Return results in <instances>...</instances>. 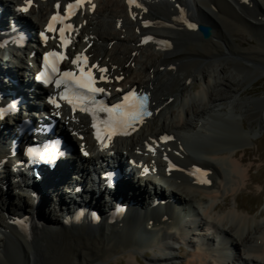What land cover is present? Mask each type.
Masks as SVG:
<instances>
[{
	"label": "bare ground",
	"instance_id": "bare-ground-1",
	"mask_svg": "<svg viewBox=\"0 0 264 264\" xmlns=\"http://www.w3.org/2000/svg\"><path fill=\"white\" fill-rule=\"evenodd\" d=\"M57 1L60 0H33L27 15L15 12L12 16L15 19L22 18L33 32L53 11ZM0 4L12 9L14 13L17 7L25 5V0H0ZM97 4L94 15L86 13L79 19V22L86 21V26L81 32V40L87 37L86 44H93L90 49L93 61H98L101 66L111 68L114 87L129 86L131 82L126 78L136 65L137 54L143 50L148 51L149 48L155 49L160 45L153 42L144 49L145 46L141 45L143 37L156 35L158 38L170 41L171 44V49L160 50L159 54L164 56L163 60L160 59L161 64H152L154 61L149 62L148 60L142 63L137 70L139 78L143 74L146 75L140 87L152 93L155 115L133 139L116 141L109 149L105 146H97L88 135L85 140V149L89 154L84 157L79 152L74 156V159L83 162L78 168L84 165V168L77 172V175L82 174L81 183L95 177L91 169L98 166L102 168L103 163L112 156V159H117L126 170L132 169L130 175L133 176V181L140 185L141 190L130 191L131 194L127 191V194L118 196L128 202L131 200L135 202L121 223L112 225L104 219L102 223L90 228L91 224L88 223L74 224L72 216H69L70 219L64 218L63 225H55L51 219L42 216L45 221L42 227L21 233L9 223L11 213H7L8 208L5 209L12 197L9 190L12 185L9 184L7 190H2L5 194V203L0 204V264H105L110 260H116L119 256H123L127 264H141L139 261L141 251L156 253L151 258L153 264H168L176 260L173 255L175 245L170 241L177 243L178 239H182L184 244L193 247L190 264H231L229 259H223L215 249L206 247L209 238L206 240L202 238L197 243L189 240L187 235H190L189 232L197 234L195 233L199 231L197 227L205 230L207 235L210 234L211 227L215 228L216 233L219 232L224 241L226 253L235 254L237 264H264V225L240 212L237 199L233 210L231 209L226 214H216V210L220 207V199H225L228 195L236 196L240 190L247 187L251 170L245 166L250 159L248 144L255 139L258 133L257 126L260 129L264 127V98L258 104L250 99L236 100L239 101L238 109L242 112L245 110L246 115H243L256 124L252 126L250 132L246 133L243 130L240 133L242 137L248 135L246 143H232V141L230 146L225 144L226 148L220 145L223 149L219 150H213L215 148L209 146L207 152L203 151L204 153L198 157H193L192 154L195 155L196 152L190 151L187 147V143L193 137L202 138L213 132L212 123L226 121L224 117H219L221 113L216 103L222 100L220 90L223 87L232 92L236 83H240V75H233L232 66L237 68L243 76L245 73H249V76L254 75V78L251 77L248 80V84L256 79L264 78V70L259 71L255 69V66L245 64L246 62L258 64L256 62L260 60V63H264V44H262L264 0H247V2L245 0H145L143 9L134 8L131 12L123 0H97ZM186 7L193 10V13L189 11L187 18L181 15L182 8ZM133 16L136 19H133ZM118 22L123 24L121 30L117 28ZM146 22L147 27H145ZM193 23L205 24L211 29V37L207 40L202 39L197 30L188 27V24ZM132 30H134L133 34ZM236 39H240L238 46L235 44ZM123 41L130 43L132 47L126 48ZM120 45L121 48L118 49ZM246 45L249 47H245ZM81 46L84 47L82 43ZM236 57L243 58L246 62H236V64L233 62L236 61L233 60ZM183 60L192 62L182 63ZM30 61L34 63L36 58L21 61L18 65L20 68L28 66L27 69L34 72L30 67ZM20 70L14 72V75L22 76ZM119 77L123 79L117 83L115 79ZM24 78V83L31 84L28 76L24 75ZM198 78H200L203 89L199 91L197 88L196 95H190V98L186 91ZM1 83L3 89L11 88L8 83L2 81ZM134 84L135 82L131 85ZM228 84L230 85L227 86ZM237 95L238 93L234 96L238 97ZM178 100L180 101L179 108L175 109ZM178 109H180L179 112ZM230 112L223 116L230 118ZM64 119L70 128L79 129L85 135L89 133L85 118L77 117L80 121L74 122L72 117L64 115ZM193 119L205 120L202 129H198L193 124ZM229 123L234 124L231 121ZM165 136H172V139L165 141L163 139ZM3 140L6 141V138L1 135L0 141ZM71 141L74 142V138H71ZM204 145L208 146V144ZM150 148L155 151H150ZM176 149L179 154L175 152ZM165 156L171 157L176 162L179 169L177 173L167 170L168 164L164 160ZM135 162L140 168H134L133 163ZM71 166L77 169L75 162L69 163L59 169L60 176L49 175L48 178L50 176L52 178L47 179L45 185L53 188L65 183L66 189L74 192L78 183L73 184V179L76 178V182L79 181L76 176L71 179V175L67 173V168ZM194 166H200L209 171L212 186H203L202 183L191 178L190 170ZM144 169L149 170L147 174ZM9 172L11 171L4 170L0 178L7 179ZM21 174L22 172L18 173L19 176ZM58 177L60 179L56 182ZM29 180L33 179L24 178V182ZM127 186H129L128 183H125L124 188ZM32 187L29 186L26 189L29 190ZM143 187L157 192L156 197H159L158 193H160L167 195L169 199L175 198L176 205L183 207L188 216L198 217V222H186L180 214L173 210L172 206L160 205L158 208H153V205L148 202V205H143L145 207L138 208L142 205V195L144 199L147 196L145 189L142 190ZM26 189L18 195L21 207L18 208L19 205L15 204V208L22 209V206L26 207L29 201L32 205L29 207L31 209L25 210V213L27 210L29 213L33 212L34 205L29 198H26V193H28ZM98 192L91 193L87 190L85 195L96 196ZM48 193L49 190L42 196L43 202L45 201L44 206H46ZM100 194L109 196L104 191H100ZM65 195L66 193L59 189L56 198ZM116 195L117 193H114V196ZM163 199L166 197L164 196ZM99 202L90 203L88 201L92 209L104 216L106 211H102V204ZM95 203L101 204L99 208L94 206ZM73 204H77L76 201ZM85 204H87L86 201ZM44 206L41 210L45 209ZM188 208L190 210H187ZM61 212L62 214L67 212L65 207L61 209ZM1 230L6 231L7 234H3ZM182 230L186 232L185 235ZM9 235L12 239L7 240ZM35 242L39 243L36 248H33ZM9 252H14V256Z\"/></svg>",
	"mask_w": 264,
	"mask_h": 264
},
{
	"label": "rangeland",
	"instance_id": "rangeland-1",
	"mask_svg": "<svg viewBox=\"0 0 264 264\" xmlns=\"http://www.w3.org/2000/svg\"><path fill=\"white\" fill-rule=\"evenodd\" d=\"M118 24H119V22H118ZM118 29L121 30L120 28H118ZM114 30H115V28H114ZM133 33H134V30H132V34ZM239 41H240V39H236L235 44L236 45L239 44ZM123 44L126 46V48L132 47V45L130 43H127L126 41L125 42L123 41ZM262 44H264V38H263ZM245 47H249V46L246 45ZM109 48H112V47H109ZM120 48H121V45L118 47V49H120ZM156 48L155 49L149 48L148 51L143 50V52H140L137 54L138 57L136 58V65L132 69V71L129 72L126 80L128 79V81H130L132 83L136 82L137 84H139L141 82L143 83L146 75L143 74V75H141L143 77H141V76H140V78L138 77L139 74H138L137 70L139 69L140 65L144 62H147L148 60H149V62L154 61L152 64H155V63L161 64V60L164 59V56L162 54H159L160 50L156 51L157 50ZM144 49H146V47ZM145 52H146V54H145ZM152 53L154 55H151ZM184 60L182 61V63L183 62L184 63L185 62H192V61H189V60H191L190 58L187 61H184ZM233 60H236V61H233L235 63L236 62L237 63H241V62L245 63L246 62L243 60V58H240V57H236V59H233ZM260 61L256 62L258 64H253V63H248V62H246L245 64H248L250 66H255L256 70L263 71L264 70V63H260ZM175 68H176V66H175ZM231 70L233 71L234 76H237V74L240 75V79H241V80H239L240 83L239 82L236 83V86L234 88H232V90H231L232 92H229L228 89L223 87V89L220 90L222 100L219 101L218 103H216V106L218 107L217 109L221 113V115H219L220 113L216 114V115H219V117H224L226 121H224L223 123H212L211 124V130H213V132H211L207 136H203L202 138H198V136H195L196 140L193 137L192 139H194V141H196L195 144H194V141L192 139L187 143V147L189 148V150L193 151V152L195 151L196 152L195 155L197 157L199 155L203 154L204 153L203 151L207 152V150L209 149L208 148L209 146H211L212 148H215L213 150H217V149L219 150L220 148H222V146H223V148H226L227 144H229V146H230V144L237 143V142L238 143L241 142V144H243L244 142L246 143L248 135L247 136L245 135L244 137H242V136H240V133H242L243 130L246 133L250 132L252 129V126L256 125L253 121L246 118L247 116H245L246 115L245 110L242 112L240 109H238L239 101H236V100H248V99H250V100L255 101L256 104L261 103L262 98H264V78L258 79V80L255 78L256 80H254L248 84L247 83L248 80L251 77L254 78L253 77L254 75L249 76V73H245V75L243 76V74H240L238 69L235 68L234 66H232ZM199 79L200 78H198V80H195L194 83L192 84V87L188 88L186 91V92H188L186 94H188V96L190 98H191L190 95H193V96L196 95L197 88H199V91L203 89V85L200 84ZM245 83H247V84H245ZM229 85L230 84H228L227 86H229ZM237 93H238V95H237L238 97H235ZM177 102L175 105V109L177 107L179 108L180 101L178 100ZM179 110L180 109H178V112H179ZM229 111H231L230 112L231 113L230 118H229V116H227V117L223 116V115H225V113H229ZM243 114H245V115H243ZM203 121L205 122V120H202V122ZM229 121L234 122L235 125L233 123H229ZM199 123H200L199 121H197L196 119H193V124L196 125L198 128H200ZM256 129L258 130V133L256 134L255 139L253 140V142L248 144V147H249L248 152L250 154L248 157H250V159L245 163V166L249 167L251 169L250 170V179L247 181V187L240 190L236 196L235 195H228L225 199H220V207L221 208L219 207L216 210V214H219V213L220 214H223V213L226 214L231 209L233 210L234 207L236 206V204L238 203L239 208H240V212H242L244 215L246 214V216H249V218L256 220L258 223L264 225V127L262 129H260L257 126ZM204 144H208V146L204 145ZM194 145H196V146H194ZM220 145H222V146H220ZM191 146H193V147H191ZM202 147H204V149ZM175 152L177 154H179V151L177 149ZM145 194H147V192H145ZM3 195L5 196L4 193H3ZM47 195H49V193ZM236 199H237V203H236ZM47 200H48V197L46 199V204H47ZM60 201H61V206H62V208L59 207L60 212L57 211V209L52 210V206H51V208L41 210L42 206H44V204H45V201L43 202V198H42V201L39 205L33 207L34 208L33 212L31 211L28 213V210H27V213H25V210L28 209L30 206H32L31 204H29V201H28V204L25 205L26 207H24V205L22 206V209L15 208L16 206H13V205L12 206H13V210L16 209L20 212H23L25 215L33 214V213H35L34 211L37 210V214H36L37 217L42 218V216H45L47 219L48 218L51 219V221H53L52 222L53 224H55V225H61L62 224L63 225V220L68 215V212L63 213L64 214L63 215L61 212V209H64V207H67L69 205L63 200V198H60ZM9 202H10V204H9V207H10L12 204L11 199L9 200ZM0 204H1V202H0ZM101 204H99V205H101L102 211H105L104 210L106 208L105 204H103V203H101ZM9 207H6V208H8L7 213L9 212ZM30 209L31 208H29V210ZM85 222H87V221H85ZM94 226H95V224H94ZM89 227L93 228V225L91 224ZM176 227H178V225ZM176 230H178V229L176 228ZM203 231H205V230H203ZM8 239H12V236L9 235V237H7V240ZM201 239H202V237L200 239H198V237L192 236V238L189 240L199 241ZM49 240L47 242H49ZM173 242L174 241H172V244L175 245V252H173V255L176 257V260L174 262H170L168 264H190V258H191L190 254H191V251L193 250V247H190V246L184 244L182 241H178L177 243L176 242L173 243ZM38 243L39 242L33 243L35 245L33 248H36L38 246ZM45 245H47V243H45ZM9 249H12V248H9ZM9 254L14 256V252H9ZM155 255H156V253H154L152 251H148V252L147 251H141V253L139 255V261L141 262V264H153L151 262V258L154 257ZM105 264H127V261L123 256H119V257H117L116 260H110L109 262H107ZM162 264H166V263H162Z\"/></svg>",
	"mask_w": 264,
	"mask_h": 264
},
{
	"label": "snow or ice",
	"instance_id": "snow-or-ice-1",
	"mask_svg": "<svg viewBox=\"0 0 264 264\" xmlns=\"http://www.w3.org/2000/svg\"><path fill=\"white\" fill-rule=\"evenodd\" d=\"M247 2V0H245ZM33 3V0H25V7L21 8L22 12L27 13ZM91 3L92 10L96 8L95 3L92 0H75V3H69L67 5L68 16H64L60 11V5L57 4V12L54 13L49 23L46 26L45 32L41 33V37L45 42V46L50 40L59 39V47L64 51L52 50L46 52L43 57L42 71L37 75V79L45 85H54L57 90L63 89V92L59 96L50 97L48 103L53 105L56 109H61L64 105L61 100L67 104L73 113L77 111L86 115H91L94 123L92 127L95 129V135L97 141L103 146L105 139H111L116 135L128 136L131 131L136 128L137 124L144 123L145 117H150L152 112L149 111V97L144 95L137 97L135 91H130L127 95H124L122 102L112 104L110 107L103 100H97V95L111 93L106 91L103 86H97L98 81L102 83H110L111 81L107 77L109 69L102 67L98 64H90L89 57L86 53L76 55L74 59H71V63L75 65L77 70H61L60 65L63 61L69 59L67 55V46L70 43L66 32L70 25H66L65 21L71 17L74 11L80 9ZM130 7L135 6L137 8L141 5L137 0H127ZM147 11V9H145ZM133 19H136L133 16ZM147 22L145 27H147ZM189 28L195 29V24H188ZM51 34V35H49ZM154 37L145 36L143 43L147 44L153 41ZM159 44H164L167 47H171L167 41H155ZM2 46V45H0ZM99 73L97 76L96 73ZM118 79H123L119 77ZM118 91H123L119 89ZM14 106H10L13 108ZM100 113H106V119L101 120L99 118ZM60 115L59 112L56 113ZM4 112L0 111V118H3ZM165 141L171 139L168 136L163 137ZM150 151H155L151 149ZM89 153L85 152V155ZM28 155L30 157L39 158L40 160H47L49 163H54L59 155L58 149H50L41 151L37 148H29ZM174 167V165H173ZM148 169H144L145 174L148 173ZM197 172H201V169H197ZM195 175V173H192ZM207 176V173H204ZM198 183L210 184L211 181L207 179H199ZM15 223L23 224L22 221H15Z\"/></svg>",
	"mask_w": 264,
	"mask_h": 264
},
{
	"label": "water",
	"instance_id": "water-1",
	"mask_svg": "<svg viewBox=\"0 0 264 264\" xmlns=\"http://www.w3.org/2000/svg\"><path fill=\"white\" fill-rule=\"evenodd\" d=\"M200 32L202 33L204 39H209L212 35L211 29L208 28L206 25H201L199 27Z\"/></svg>",
	"mask_w": 264,
	"mask_h": 264
}]
</instances>
